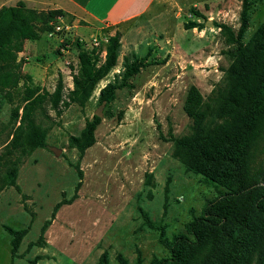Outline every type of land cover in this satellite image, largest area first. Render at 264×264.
<instances>
[{
	"label": "rangeland",
	"instance_id": "rangeland-1",
	"mask_svg": "<svg viewBox=\"0 0 264 264\" xmlns=\"http://www.w3.org/2000/svg\"><path fill=\"white\" fill-rule=\"evenodd\" d=\"M244 8L246 44L264 20V0H152L140 15L95 34L98 47L91 48L90 33L78 31L82 21L63 17L52 22L39 47L17 54L23 63L30 58L22 73L39 93L52 95L61 78L62 101H69L78 51L94 49L101 63L109 37L120 33L116 65L88 101L66 108L61 102L58 114L48 98L34 115L44 145L0 160V264H97L102 255L109 264H119V256L129 264L138 258L152 264L168 255L165 240L224 191L189 171L171 139L189 131L188 90L195 87L209 101L223 81L236 48L227 29L239 31ZM125 63L138 71L105 103L95 142L80 158L69 140L93 120L101 92L122 82ZM5 93L0 155L19 125L14 110L20 114L23 106L21 84ZM254 165H264V134ZM14 166L17 175L9 183L7 170Z\"/></svg>",
	"mask_w": 264,
	"mask_h": 264
},
{
	"label": "trees",
	"instance_id": "trees-1",
	"mask_svg": "<svg viewBox=\"0 0 264 264\" xmlns=\"http://www.w3.org/2000/svg\"><path fill=\"white\" fill-rule=\"evenodd\" d=\"M62 16L59 10L29 9L21 1L0 8V91L7 96L10 90H19L21 84L23 103L20 114L19 108L14 110L19 125L0 160L14 156L19 149L24 153L26 148L44 145L45 135L35 125L34 115L48 98L58 114L61 102L64 108L75 102L84 105L116 65L118 32L109 37L101 63L94 49L78 51L79 69L72 77L69 101H62L61 78L52 95L39 93L32 77L22 73L23 61L17 59V54L23 51L25 41L40 40L43 34L51 33L52 22ZM246 28L244 8L239 31L235 34L227 29L236 48L223 81L209 101L195 87L188 90L184 111L191 121L189 131L171 139L174 155L189 171L224 191L207 200L202 213L194 216L184 231L165 240L168 255L155 257L152 264H264V165H254V150L264 134V20L244 44ZM137 71L138 66L125 63L122 82L109 84L101 92V102L109 103L115 91ZM99 122L94 116L78 136L70 138L80 158L94 144ZM17 171L15 166L7 170L9 183H13ZM117 260L129 264L121 256ZM97 264H109L107 256L102 255ZM135 264H142V260L138 258Z\"/></svg>",
	"mask_w": 264,
	"mask_h": 264
},
{
	"label": "crops",
	"instance_id": "crops-1",
	"mask_svg": "<svg viewBox=\"0 0 264 264\" xmlns=\"http://www.w3.org/2000/svg\"><path fill=\"white\" fill-rule=\"evenodd\" d=\"M23 2L29 9L37 11L59 10L63 17H73L75 23L82 21L84 26L78 31L90 33L93 38L95 34H102L107 29H114L125 21L140 15L150 5L152 0H0V8L3 6H14L17 2ZM79 34V32H78ZM41 40L25 41L23 53L31 44L39 47ZM39 49V48H38ZM30 65L27 57L23 63V70Z\"/></svg>",
	"mask_w": 264,
	"mask_h": 264
},
{
	"label": "water",
	"instance_id": "water-1",
	"mask_svg": "<svg viewBox=\"0 0 264 264\" xmlns=\"http://www.w3.org/2000/svg\"><path fill=\"white\" fill-rule=\"evenodd\" d=\"M206 25H207L208 27H212V26H213V23H212L211 21H207ZM104 106H105V102H103V103L98 107V109L95 111L94 116L101 118V117H102V110H103ZM52 150H53V152H54V154H55L56 156H59L60 153H61L60 150H58V149H52Z\"/></svg>",
	"mask_w": 264,
	"mask_h": 264
},
{
	"label": "built area",
	"instance_id": "built-area-1",
	"mask_svg": "<svg viewBox=\"0 0 264 264\" xmlns=\"http://www.w3.org/2000/svg\"><path fill=\"white\" fill-rule=\"evenodd\" d=\"M91 40H92L91 48H95L99 46V41L96 37L91 38Z\"/></svg>",
	"mask_w": 264,
	"mask_h": 264
}]
</instances>
